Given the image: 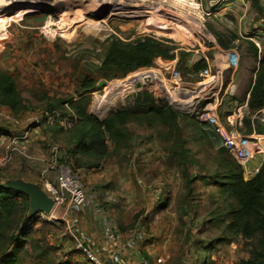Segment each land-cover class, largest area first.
<instances>
[{
  "label": "rangeland",
  "instance_id": "rangeland-1",
  "mask_svg": "<svg viewBox=\"0 0 264 264\" xmlns=\"http://www.w3.org/2000/svg\"><path fill=\"white\" fill-rule=\"evenodd\" d=\"M212 2L216 6L206 11L205 0H0V22L7 23L0 31V72L12 78L24 101L19 114L1 106L0 185L21 179L39 186V173L56 149L83 176L89 203L82 211L99 219L100 233L103 227L117 228L125 238L138 229L139 252L150 260L160 257L163 264H202L199 255L209 257L208 264L246 259L249 247L238 236L228 237L214 219L218 195L212 178L222 171L215 161L220 146L208 139L197 117L216 97L222 118L247 100L264 57L259 35L264 28L251 21L249 12L257 11L264 22V0H257L256 7L249 1L244 18L231 11L217 15L222 4ZM234 2L227 3L245 8L243 0ZM111 37L124 43L153 38L174 60H157L152 68L128 75L135 81L129 88L107 93L114 85L100 83L90 94L88 113L94 115L102 97L105 114L99 120L131 103V109L165 104L179 115V133L131 125L117 146L107 141L102 159L85 158L78 150L72 158L73 115L62 103L76 98L78 79L99 67ZM230 51L238 56L234 73L226 62ZM204 58L219 79L207 92L208 82L192 71ZM173 69L181 74L179 84L170 80ZM231 81L232 97L224 93ZM254 117L252 131L264 130V115ZM245 125L238 130L241 136H249ZM180 147L187 157L183 167L176 154ZM71 218L87 239L84 224L65 206L30 218L28 202L21 201L5 232L7 237L15 232L23 245L11 251H17L22 264H87L76 248L77 236L67 232Z\"/></svg>",
  "mask_w": 264,
  "mask_h": 264
},
{
  "label": "trees",
  "instance_id": "trees-1",
  "mask_svg": "<svg viewBox=\"0 0 264 264\" xmlns=\"http://www.w3.org/2000/svg\"><path fill=\"white\" fill-rule=\"evenodd\" d=\"M250 1L256 7L257 0ZM105 44L106 51L99 67L89 76L78 79L76 98L62 103L69 105L73 115L74 132L68 153L72 158L74 151L78 150V154L85 158L102 159L107 154V141L117 146L129 133L131 125L146 126L149 129L159 127L167 133H179V115L165 104L119 109L103 120L88 113L90 94L97 91L100 82L123 79L138 70L152 68L158 59L174 60L162 42L150 37H142L132 43H124L111 37ZM193 49H198V46ZM206 67V62L201 60L192 67V71L197 73ZM23 102L12 78L0 72L1 106L19 114L23 111ZM138 102L135 100V103ZM247 107L249 119H243V122L249 127L250 135L253 132L250 119L264 108V57L260 59L258 70L255 72V79L248 93ZM254 132L261 135L264 130L258 129ZM169 136L172 137L171 134ZM176 154L179 156V166L183 167L187 159L184 149L180 147ZM215 161L222 171L212 178V186L218 195L214 219L223 225V231L228 237L238 236L249 247L248 257L234 264H264V162L258 173L245 181L242 168L227 154L224 147L218 148ZM21 201L27 203L28 199L0 185V264H22L17 251H11L13 246L21 248L22 242H18L15 232L9 237L5 232ZM25 226L19 230H23ZM199 256L202 264L209 263V257ZM47 264L53 263L50 261Z\"/></svg>",
  "mask_w": 264,
  "mask_h": 264
},
{
  "label": "built area",
  "instance_id": "built-area-1",
  "mask_svg": "<svg viewBox=\"0 0 264 264\" xmlns=\"http://www.w3.org/2000/svg\"><path fill=\"white\" fill-rule=\"evenodd\" d=\"M228 1L229 0H216V2H218L220 5L225 4ZM214 4L216 5V3ZM228 53L229 52L225 54ZM225 56H227L226 62L228 63L229 67L233 69L234 73L238 66L237 54L230 51L229 57L228 55ZM204 61L207 64L206 58H204ZM196 76L204 80V82H208V84H206L207 87L205 88L206 92L210 89L212 83L219 80L217 75H211L208 64L206 68L197 72ZM170 80L175 84L181 83L182 78L180 72L173 69L170 73ZM134 83L135 81H128L127 78L111 81L108 82V85H114L115 88H111L112 90L106 91L109 93L110 91L119 89L120 86L129 88ZM232 83L233 82L231 81L224 91L225 94L228 92L230 97H232L236 91L235 87H233V89L230 91V86H232ZM218 106V98L216 97L212 104H207L201 109L197 119L208 139L210 141L215 140L218 142L219 146L224 147L230 156L242 168L243 179L247 181L254 177L259 171V168L249 169L248 164L257 153V147L261 146V141H264V133L261 135H256V133L253 131V133L249 136L239 135L238 130L242 126L243 119L249 115L247 100L234 109L226 112L227 116L225 118L220 117L218 113ZM258 114L264 115V108L255 113L254 116ZM254 116L252 117L253 119L255 118ZM53 152L54 154L52 160L49 163H46L45 167L39 173V178L41 181L39 187L44 192V194L52 200L54 204L53 208L65 206L67 210H70L75 216H78L82 212L83 208L89 203V195L85 190L83 176L79 171L73 168L70 162L64 161L57 154L56 149H54ZM77 223V219L71 218L67 220L66 228L67 232L74 238L77 236L76 248L81 253L82 258L87 262V264H124L121 255L118 253L113 251L98 253L91 249L88 244V239L77 233ZM140 232L141 231L138 229L136 231L134 230L129 235V237H127L124 242V249L130 250L137 248V245L141 240ZM133 264H163V259L159 257L150 260L147 257H144L137 260Z\"/></svg>",
  "mask_w": 264,
  "mask_h": 264
},
{
  "label": "crops",
  "instance_id": "crops-1",
  "mask_svg": "<svg viewBox=\"0 0 264 264\" xmlns=\"http://www.w3.org/2000/svg\"><path fill=\"white\" fill-rule=\"evenodd\" d=\"M212 1L213 0H205V6H204L205 9L204 10L208 11L209 10L208 8H211V7L213 8L214 6H216ZM239 1H242V0H239ZM249 1L250 0H243L242 4L245 6L244 9H242V8L240 9L239 7H237L236 4H233V3L222 4L221 7H219L218 9H215V10H217V13H215V14L219 15V14H224V12L231 11V12H236V14L239 16V18H244L247 10L250 8L249 7ZM260 1H262V0H260ZM237 2H238V0H236V2H234V3H237ZM250 9L251 10L249 12V16L252 18L251 21H253V20L257 21L256 26L264 28V22H263V20L260 19L259 13L257 14V11L253 12V9L252 8H250ZM237 12H239V13H237ZM209 14H211V13H208V14L206 13L207 16ZM259 35H260V38L264 37V33L263 34L259 33ZM260 38H255V39H258L261 41ZM253 42H255V41H253ZM148 69H150V68H148ZM247 97H248V95H247ZM102 104H103V97L100 99V101H98V105H97L96 111L94 113V116L96 118L98 115L105 114V110H104V107ZM133 105L134 104L131 103V105L129 104V106H126L124 108L125 109H131V107ZM260 145H261L260 147H257V153L255 154L253 159L248 164L249 169L260 168V166L264 162V141H261ZM78 217H79V222H81L82 225L84 224V227L82 226V228H84L88 232V235L86 232V236H88L87 239H88L89 247L91 249H93L94 251H96L98 253H103L106 251H113L115 253H118L121 255V258H122L124 264H133L137 260L146 257L145 255L140 253L141 251L139 252V248H141V244H142L140 242L138 243L137 248H135V249H130V250L124 249V242L127 239V237L122 238V235L120 234L121 231L119 229L111 228L110 230H108L107 227H103L102 233H100L99 232L100 223L98 221L99 219L94 217L89 210L86 209V210L82 211V214H79ZM147 256H150V253L148 251H147Z\"/></svg>",
  "mask_w": 264,
  "mask_h": 264
},
{
  "label": "water",
  "instance_id": "water-1",
  "mask_svg": "<svg viewBox=\"0 0 264 264\" xmlns=\"http://www.w3.org/2000/svg\"><path fill=\"white\" fill-rule=\"evenodd\" d=\"M99 84L98 86L102 85ZM4 187L8 190L22 194L27 197L28 216L30 218L34 217L39 213L49 215L53 210L54 204L52 200L49 199L41 190V188L36 184L25 182L21 179H15L7 183Z\"/></svg>",
  "mask_w": 264,
  "mask_h": 264
},
{
  "label": "bare ground",
  "instance_id": "bare-ground-1",
  "mask_svg": "<svg viewBox=\"0 0 264 264\" xmlns=\"http://www.w3.org/2000/svg\"><path fill=\"white\" fill-rule=\"evenodd\" d=\"M88 6V5H87ZM7 23H1L0 22V31H4L5 29H6V27H4V25H6ZM63 25V23H61V24H59V26H62ZM66 25H68V24H64V26H66ZM58 26V27H59ZM46 33H48L47 31H45ZM1 33V32H0ZM4 39V35L3 34H0V41H2ZM99 101V100H98Z\"/></svg>",
  "mask_w": 264,
  "mask_h": 264
}]
</instances>
